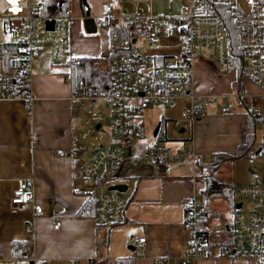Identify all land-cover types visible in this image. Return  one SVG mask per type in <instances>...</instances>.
Masks as SVG:
<instances>
[{
	"label": "crops",
	"instance_id": "1",
	"mask_svg": "<svg viewBox=\"0 0 264 264\" xmlns=\"http://www.w3.org/2000/svg\"><path fill=\"white\" fill-rule=\"evenodd\" d=\"M106 1L84 0L87 6L85 10L81 0H71V16L70 0H67L66 10L71 19L68 44L70 60L56 63L51 47L42 46L40 54L30 61L29 102L22 98L0 100V264H31L32 258H45L43 264H156L157 257H165L171 264L185 247L182 203L189 196L201 201L197 227L205 234V244L214 253L191 264H251L244 257L216 255L215 251L219 244L232 240L234 213L249 209L250 199L239 196L236 190L252 179L249 167L255 165L247 168V176L238 178L233 166L236 159L242 161L243 158H224L216 165L214 155L233 154L239 143L244 144L248 122L254 120V116L245 117L247 122L242 129L244 137L239 132L237 137L235 135L231 139L225 135L222 127L223 114L210 113L194 121L182 120L176 128L178 134L172 136L166 135L161 116L158 120L160 126L156 136H152L151 143L157 139V135H162L161 141L165 146L172 149L184 146L201 154L202 158L191 161L187 157L154 166L126 161L116 176L103 182L104 191H113L108 190L112 184L125 185L122 191H115L125 202L124 220L118 224L104 225L95 222L93 203L98 192L94 181L82 174L92 151L78 153L72 148V137L82 126L84 112L82 104L70 101L71 86L65 76L71 61L78 57L105 58L103 56L108 48L106 38L102 37V25L105 23L96 26V21ZM90 13L95 19L96 32L86 22ZM5 42L9 41L0 38V43ZM161 43L148 50L158 63L166 60L167 55L179 52V40L168 47L178 50L155 52L156 48H165ZM16 57H19L17 53ZM191 68L193 91L196 94L213 92L209 91V85L216 76L211 59L193 57ZM16 69L18 66L11 67L9 71L1 70L13 73ZM229 74H232V79L222 89L223 92L233 88L235 74ZM99 102L93 105L103 111L105 118L102 127H107L103 129L101 144L106 147L118 146L124 153L130 151L133 154L129 146L132 137L117 138L108 134L111 108L103 102L104 106H101ZM179 103L184 107L187 99L178 98L175 106L168 110L178 115L182 109ZM75 106H79L80 114L75 112ZM247 111L250 113V110ZM234 119L240 120V117ZM142 130L140 120L139 133L134 135H141ZM146 146L138 145L139 149L134 154ZM59 149L63 151L61 155L57 153ZM253 150L256 155L260 151L255 145ZM228 160H232L231 178L221 179L220 166ZM211 169L218 184L206 182ZM20 180L32 184L34 200L42 206L41 214L34 215L28 205L11 208L10 197ZM56 221L58 226L53 228ZM28 222L31 223L30 230L26 227ZM141 237L144 238L143 242H137ZM23 241L24 249L14 250L13 243Z\"/></svg>",
	"mask_w": 264,
	"mask_h": 264
},
{
	"label": "built area",
	"instance_id": "2",
	"mask_svg": "<svg viewBox=\"0 0 264 264\" xmlns=\"http://www.w3.org/2000/svg\"><path fill=\"white\" fill-rule=\"evenodd\" d=\"M151 1L108 0L103 3L96 26L128 25L124 33L118 29L110 31L112 46L125 52L111 58L109 82L102 90L80 84L71 87L69 93L70 101L82 104L84 112L82 126L72 137V148L78 153L92 151L82 174L95 183L98 193L94 198L93 217L99 225L118 224L125 218L124 200L115 191H104L103 182L116 176L126 161L154 166L187 157L191 161L200 160L202 155L184 146L167 147L161 141L162 135H157V139L137 154L124 153L118 146H103L105 115L94 102H103L111 108L110 137L128 138L139 133V118L150 105L173 108L178 98L185 97L187 104L180 110V118L172 120L173 126L178 128L181 120L194 121L210 113L233 112L249 95L243 89L244 81L257 86L259 95L264 97V0H170L179 2L180 11L167 14L154 13ZM42 4L43 0H0V38L11 42L21 59L13 73L0 69V100L22 98L29 102L30 61L40 54L42 46L51 47L54 62L70 60V16L67 10L45 15ZM142 4H147V8ZM219 11L230 15L229 24L236 27L235 42L230 40ZM47 21H52L51 29ZM162 33L178 36L179 52L167 55L166 60L158 63L148 50L157 46L156 37ZM198 56L211 59L218 74L234 72L232 90L196 94L191 59ZM75 63L76 59L71 61V65ZM65 79L70 81L68 74ZM86 101L88 103L83 104ZM250 113L256 121L264 122V115L257 106L252 105ZM261 147L259 144L257 149ZM57 153L61 155L63 151L59 149ZM249 172L252 179L236 190L239 196L250 199L249 209L234 213L232 240L219 244L215 253L244 257L251 264H264V168L251 166ZM10 204L13 209L28 205L34 215L42 212L41 204L34 200L33 186L26 180L18 181ZM182 205L185 247L171 264H191L214 254L205 244V234L197 227L201 201L189 196ZM57 226L56 221L53 228ZM26 227L30 230L31 223ZM143 239L138 238L137 242ZM45 262V258L31 260V264ZM155 263L170 264L165 257H157Z\"/></svg>",
	"mask_w": 264,
	"mask_h": 264
},
{
	"label": "rangeland",
	"instance_id": "3",
	"mask_svg": "<svg viewBox=\"0 0 264 264\" xmlns=\"http://www.w3.org/2000/svg\"><path fill=\"white\" fill-rule=\"evenodd\" d=\"M32 2H34V0H32ZM150 5L154 13L167 14V13H173L176 11H180L179 2L177 1L152 0L150 2ZM89 6L91 9H93L91 4ZM143 6L144 8H147V4H144ZM71 7L72 5H71V0H70V5H69L70 12L69 13L72 16L73 11ZM91 13H92V10H91ZM91 13H90V16L86 18V22L88 24V27H90L93 32H96V29L94 27L95 19L91 15ZM102 28H103L102 37L106 38L107 46H108L107 54L103 56L106 58L109 56L110 49H111L110 46L112 45V42L110 40V29H109L110 26L109 24H104L102 25ZM161 35H162L161 38L158 37L156 39V45L162 42L161 46L165 48H162V47L156 48L154 49L155 52L167 53V52L178 50V48H168L169 46H171L172 44L178 41V38H177L178 36L176 34L172 36H167L165 33H162ZM139 43H142V41L139 40ZM211 71L213 72V70ZM214 72H215L216 77H214L213 81H211L209 85V88H210L209 91L223 92L222 89L226 87L227 85H229L230 83L229 81H231L232 79V74H229V75L218 74L215 70ZM214 81L215 83H213ZM243 89L245 92L249 94L247 97L244 98L243 103L240 105H237L236 109L233 112L223 114L225 118L223 119L224 123L222 127H224V133L226 136H228L229 139H231L232 136L235 137V135L237 137V134L239 132H241L240 135L243 136L242 129H244L245 123L247 122L245 117L246 115H249V117L253 116L247 111L251 109L252 105L257 106L259 108L260 113L264 115V97L259 95L258 87L250 84L247 81H244ZM99 104L101 106H104V104L101 102H99ZM179 106L183 107L181 103H179ZM168 109L169 108L163 107L162 105H150L145 110H143L142 116L139 118L142 121V125H143L142 134L139 136H136V135L131 136L132 138L129 144L133 154L135 153L136 149H139L138 145L139 147H143L151 143L153 139L152 129L155 127L156 123L161 118V116L163 118V122H164L163 129L165 130L166 135L172 136L174 134H178L176 128L173 127L172 120L180 118V113H178V115L172 114ZM75 112L80 114L79 106H75ZM230 116H232V118ZM236 117H240V120L234 119ZM252 124L254 126V132H253V135L250 137L249 144L245 147V149L248 150V152H246V155H244L243 157H240V159L243 158L242 161H239L238 159H236L234 166H233L236 177L238 178L247 176L248 174L247 168L250 165H255L257 167L264 166V122L254 120V123ZM103 129H107V127L103 126ZM167 141L171 142L172 140H167ZM258 144L262 145V147H261V150L257 152V155H256V154H253L254 152L253 147L255 145L257 148ZM204 162H207V160H204ZM230 162L232 163V160L231 161L228 160V162L227 161L222 162L220 166L221 170L219 169L220 171L219 177L221 179L231 178L230 176L232 172V166Z\"/></svg>",
	"mask_w": 264,
	"mask_h": 264
},
{
	"label": "trees",
	"instance_id": "4",
	"mask_svg": "<svg viewBox=\"0 0 264 264\" xmlns=\"http://www.w3.org/2000/svg\"><path fill=\"white\" fill-rule=\"evenodd\" d=\"M67 0H43V4L41 6L42 13L48 15L53 12L64 13L67 8ZM221 18L225 23V27L228 30L230 35V40L235 42L236 39L234 37V31L236 27L230 25L231 22L230 15H228L225 11L221 12ZM128 25L119 23V24H111L110 31L114 29H118L121 33H124ZM109 56L102 59L100 57H89V56H81L76 58L77 63L70 65L68 70V75L70 77V86L74 87L80 84H88L98 90H102L109 82V68L107 64L110 62L111 58L115 56L117 53L125 52L122 49L114 48L112 45L110 46ZM20 57H16V52L14 46L11 42L0 43V69L9 71L11 67H16L20 65ZM26 90V88H25ZM255 120V119H254ZM254 120L248 122L247 126V135L244 144H238L237 149L233 154H215V163L216 165L220 162L221 159L228 158H239L242 157L248 152L245 147L249 144L250 137L253 135ZM246 150V151H245ZM213 168V166H212ZM206 182H215L218 184V180L213 173V170H210V173L206 176ZM24 241L23 242H15L13 243L14 250L18 248L21 250L24 249ZM120 264V263H118Z\"/></svg>",
	"mask_w": 264,
	"mask_h": 264
},
{
	"label": "water",
	"instance_id": "5",
	"mask_svg": "<svg viewBox=\"0 0 264 264\" xmlns=\"http://www.w3.org/2000/svg\"><path fill=\"white\" fill-rule=\"evenodd\" d=\"M81 1L84 4V0H81ZM84 8H85V10H87V6H85V4H84ZM47 25H48V28L51 29L52 21H47ZM159 126H160L159 122L156 123L155 127L153 128L152 136L156 135ZM123 189H125V185L122 183H116V184H112V185L108 186V190L122 191Z\"/></svg>",
	"mask_w": 264,
	"mask_h": 264
}]
</instances>
